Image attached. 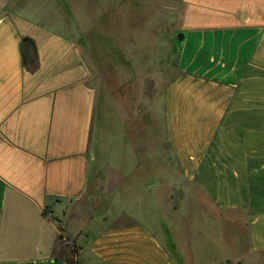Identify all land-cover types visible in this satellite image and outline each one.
Returning a JSON list of instances; mask_svg holds the SVG:
<instances>
[{
    "label": "crops",
    "instance_id": "1",
    "mask_svg": "<svg viewBox=\"0 0 264 264\" xmlns=\"http://www.w3.org/2000/svg\"><path fill=\"white\" fill-rule=\"evenodd\" d=\"M69 1L0 0V264H178L176 242L150 225L163 199L169 214L186 199L188 211L195 203L204 216L213 209L214 220L243 224L245 250L222 263L264 264V0H181L155 146L145 123L137 164L122 161L156 160L161 174L171 170L170 191L138 174V209L123 200L108 226V214L73 206L90 181L98 92L76 36L62 28L79 23L68 9L81 0ZM22 52L36 53L35 70ZM116 195L106 193L110 204Z\"/></svg>",
    "mask_w": 264,
    "mask_h": 264
},
{
    "label": "rangeland",
    "instance_id": "2",
    "mask_svg": "<svg viewBox=\"0 0 264 264\" xmlns=\"http://www.w3.org/2000/svg\"><path fill=\"white\" fill-rule=\"evenodd\" d=\"M80 2L79 9H68L73 17L77 13L79 23L62 28L76 36L90 71L89 82L98 92V111L88 189L73 206L87 214H108V226L119 222L117 212L124 207L123 200H133L134 209H138L135 198L142 191L138 174L144 172L155 192L163 195L170 191L166 182L171 179V170L168 176L166 172L161 174L156 160L144 161L143 168H123L122 161L127 156L128 161L136 162L144 144L138 129L145 123L149 126L146 139L155 146L162 97L176 75L183 6L181 0ZM69 3L73 5L75 1ZM123 176H128V181ZM107 192L117 193L115 204H110ZM185 202L186 199L177 214H169L165 200H160L162 214L150 224L166 245L176 242V249L171 245L170 250L179 257L178 264H225L222 261L226 254L233 257L245 250L243 224L238 228L227 218L216 221L213 209L211 216H204L195 203L188 211Z\"/></svg>",
    "mask_w": 264,
    "mask_h": 264
},
{
    "label": "trees",
    "instance_id": "3",
    "mask_svg": "<svg viewBox=\"0 0 264 264\" xmlns=\"http://www.w3.org/2000/svg\"><path fill=\"white\" fill-rule=\"evenodd\" d=\"M28 41V39L26 40ZM22 60L24 65L30 69V71H33L36 69L37 65V61H36V53H34L32 56H26L23 52H22Z\"/></svg>",
    "mask_w": 264,
    "mask_h": 264
},
{
    "label": "water",
    "instance_id": "4",
    "mask_svg": "<svg viewBox=\"0 0 264 264\" xmlns=\"http://www.w3.org/2000/svg\"><path fill=\"white\" fill-rule=\"evenodd\" d=\"M181 38H182V35L179 36V39H181Z\"/></svg>",
    "mask_w": 264,
    "mask_h": 264
}]
</instances>
